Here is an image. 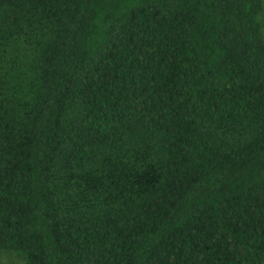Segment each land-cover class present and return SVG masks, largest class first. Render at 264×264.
I'll return each mask as SVG.
<instances>
[{
	"label": "trees",
	"instance_id": "trees-1",
	"mask_svg": "<svg viewBox=\"0 0 264 264\" xmlns=\"http://www.w3.org/2000/svg\"><path fill=\"white\" fill-rule=\"evenodd\" d=\"M263 14L0 0V252L264 264Z\"/></svg>",
	"mask_w": 264,
	"mask_h": 264
},
{
	"label": "rangeland",
	"instance_id": "rangeland-1",
	"mask_svg": "<svg viewBox=\"0 0 264 264\" xmlns=\"http://www.w3.org/2000/svg\"><path fill=\"white\" fill-rule=\"evenodd\" d=\"M0 264H26V262L22 256L15 252L3 251L0 252Z\"/></svg>",
	"mask_w": 264,
	"mask_h": 264
}]
</instances>
